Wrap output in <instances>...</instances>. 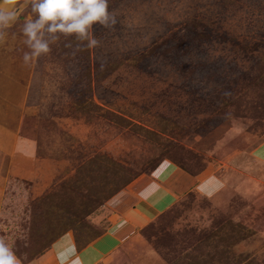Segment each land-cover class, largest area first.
Listing matches in <instances>:
<instances>
[{
	"label": "rangeland",
	"instance_id": "rangeland-1",
	"mask_svg": "<svg viewBox=\"0 0 264 264\" xmlns=\"http://www.w3.org/2000/svg\"><path fill=\"white\" fill-rule=\"evenodd\" d=\"M109 9L116 24L92 25L94 48L44 31L50 50L32 56L23 31L37 16L32 0L0 26V94L41 161L36 182L2 198L0 237L22 264H38L71 226L110 216V198L137 177L217 170L232 197L176 195L140 230L149 255L117 249L92 264H264V160L251 153L264 136V0H109ZM56 154L68 167L52 181Z\"/></svg>",
	"mask_w": 264,
	"mask_h": 264
},
{
	"label": "crops",
	"instance_id": "crops-1",
	"mask_svg": "<svg viewBox=\"0 0 264 264\" xmlns=\"http://www.w3.org/2000/svg\"><path fill=\"white\" fill-rule=\"evenodd\" d=\"M22 1L0 0V8L16 10ZM18 116L17 107L0 94V204L2 198L12 192L11 188L15 190L19 183L36 182L40 174L41 161L36 156L34 147L18 132ZM251 153L264 160V136ZM46 164L52 181L60 179L68 167L67 159L62 154H56ZM173 171L176 172L168 168L134 179L127 190L110 198V216L104 211L94 216V221L91 220L90 223L92 226L88 224L92 216H87V223L81 220L71 226L67 233L38 256V264H60L57 253L61 254L64 264H92L117 249L134 258L149 255L150 244L142 237L140 230L173 197L195 189L217 204L234 194L232 182L217 170L205 175L191 168ZM142 191L143 197L140 195ZM104 217L108 222L106 230L100 227ZM84 224H87L85 230L80 228Z\"/></svg>",
	"mask_w": 264,
	"mask_h": 264
},
{
	"label": "clouds",
	"instance_id": "clouds-1",
	"mask_svg": "<svg viewBox=\"0 0 264 264\" xmlns=\"http://www.w3.org/2000/svg\"><path fill=\"white\" fill-rule=\"evenodd\" d=\"M32 10L37 14L24 26V33L32 48L31 55L39 56L49 52V43L43 33L75 34L80 40H86L88 48L99 45V40L92 36L91 27L99 23L107 28L116 24V19L109 9V0H32ZM16 18V12L9 8H0V26H5ZM29 54H24L27 61ZM141 197L144 192L140 193ZM60 264H64L61 254L57 253ZM0 264H22L13 251L11 242L0 237Z\"/></svg>",
	"mask_w": 264,
	"mask_h": 264
}]
</instances>
